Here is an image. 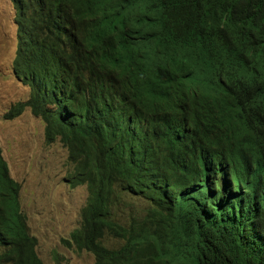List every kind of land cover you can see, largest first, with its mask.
Returning <instances> with one entry per match:
<instances>
[{"label":"trees","instance_id":"1","mask_svg":"<svg viewBox=\"0 0 264 264\" xmlns=\"http://www.w3.org/2000/svg\"><path fill=\"white\" fill-rule=\"evenodd\" d=\"M16 7L20 27L13 70L31 94L4 117L14 119L30 107L46 122L47 141L61 138L69 148L68 182L89 191L80 226L61 241L92 253L95 264H264V151L224 197L212 199L199 185L189 188L192 155L168 137L182 120L178 113L128 105L130 97L122 92L116 96L121 106L110 104L64 53L70 49L48 39L56 25L28 30L33 18ZM129 19L152 27L167 52L190 62L223 51L264 55V0H60L50 14L52 22L86 30ZM216 41L227 45L217 47ZM259 78L251 83L264 86ZM86 90L101 108V120L54 117V110L63 108L77 115L76 94ZM231 105L230 98L208 105L190 131L226 123ZM135 134L145 136L132 138ZM2 152L0 145V264H44L21 210L20 185L10 177ZM251 236L261 243L250 246Z\"/></svg>","mask_w":264,"mask_h":264},{"label":"clouds","instance_id":"2","mask_svg":"<svg viewBox=\"0 0 264 264\" xmlns=\"http://www.w3.org/2000/svg\"><path fill=\"white\" fill-rule=\"evenodd\" d=\"M59 1L12 0L18 35L20 18L17 19L16 5L23 7L34 20L28 30L56 25L47 33L48 39L70 49L64 53L72 56V62L92 78L95 88L102 91L107 102L121 106L122 98L116 96L122 92L130 97L128 105L148 111L160 109L178 113L182 120L168 137L178 139L192 155L193 174L189 188L199 185L212 197H224L260 163L261 151H264V86L253 85L251 80L258 75L264 78V55L223 51L201 63L190 62L167 52L160 34L133 19L93 30L52 22L50 14L59 6ZM216 43L217 47L227 45ZM76 96L77 102H81L77 115L63 108L54 110L56 119L75 115L80 123L101 120L102 110L89 101L87 90ZM227 98L232 99V106L226 123L203 127L195 134L190 131L208 105ZM140 136L145 134H135L132 138ZM20 206L28 224L21 199ZM249 240L250 246L261 243L258 236H251Z\"/></svg>","mask_w":264,"mask_h":264},{"label":"rangeland","instance_id":"3","mask_svg":"<svg viewBox=\"0 0 264 264\" xmlns=\"http://www.w3.org/2000/svg\"><path fill=\"white\" fill-rule=\"evenodd\" d=\"M19 43L12 0H0V145L10 176L20 184V199L36 249L44 264H95L86 250L67 247L61 238L79 227L89 191L67 179L69 149L60 140L48 143L46 122L30 107L14 119L5 113L27 102L30 87L14 73ZM109 244V242H107ZM116 244V242H114Z\"/></svg>","mask_w":264,"mask_h":264},{"label":"bare ground","instance_id":"4","mask_svg":"<svg viewBox=\"0 0 264 264\" xmlns=\"http://www.w3.org/2000/svg\"><path fill=\"white\" fill-rule=\"evenodd\" d=\"M63 21H64V20H63ZM35 29H36V28H35ZM30 35H31V34H30ZM26 41H29V40H26ZM26 43H27V42H26ZM26 46H27V45H25V47H26ZM22 47H23V46H22ZM25 47H24V48H25ZM22 56H23V55H22ZM29 56H30V55H29ZM30 57H31V56H30ZM24 58H25V57H24ZM197 63H198V62H197ZM199 63H201V61H199ZM62 73H63V72H62ZM69 75H70V74H69ZM64 76H65V75H64ZM61 77H63V76H61ZM61 79H62V78H61ZM34 80H35V79H34ZM53 90H54V89H53ZM52 96H53V95H52ZM125 97H126V96H125ZM231 106H232V105H231ZM158 134H159V133H158ZM160 134H161V133H160ZM163 136H164V135H163ZM163 136H162V138H163ZM165 138H166V137H165ZM165 141H166V140H165ZM165 141H164V142H165ZM165 144H166V143H165ZM166 146H167V145H166ZM163 148H164V147H163ZM166 148H167V147H166ZM164 149H165V148H164ZM185 152H186V151H185ZM182 155H183V154H182ZM188 156H189V155H188ZM182 159H183V158H182ZM179 161H180V160H179ZM131 162H132V161H131ZM146 162H147V160H146ZM151 163H152V162H151ZM133 165H134V164H133ZM146 165H147V164H146ZM134 166H135V165H134ZM157 167H158V166H157ZM133 168H134V167H133ZM165 168H167V167L165 166ZM145 169H146V168H145ZM145 169H144V170H145ZM147 169H148V168H147ZM154 172H155V171H154ZM137 173H138V172H137ZM247 174H248V173H247ZM164 176H165V175H164ZM247 176H248V175H247ZM247 176H246V177H247ZM147 177H148V176H147ZM147 177H146V178H147ZM253 177H254V175H253ZM253 177H252V178H253ZM256 177H258V176H256ZM248 178H249V177H248ZM186 179H188V178H186ZM249 179H251V176H250ZM256 179H257V178H256ZM189 180H191V179H189ZM189 180H188V181H189ZM245 180H246V179H245ZM243 181H244V180H243ZM182 182H183V181H182ZM247 182H248V181H247ZM262 182H263V181H262ZM164 183H165V182H164ZM166 183H167V182H166ZM185 183H186V182H185ZM263 183H264V182H263ZM245 184H246V183H245ZM245 184H244V185H245ZM257 184H258V183H257ZM257 184H256V185H257ZM249 185H250V184H249ZM253 185H254V184H253ZM262 185H263V184H262ZM254 186H255V185H254ZM259 186H260V185H259ZM263 187H264V185H263ZM255 188H256V187H255ZM255 188H254V189H255ZM263 189H264V188H263ZM256 192H257V191H256ZM260 193H261V192H260ZM262 193H263V192H262ZM262 193H261V195H262ZM136 198H137V197H136ZM142 199H144V198H142ZM212 199H213V197H212ZM145 200H146V199H145ZM142 201H143V200H142ZM133 202H134V199H133ZM151 202H152V201H151ZM115 203H116V202H115ZM144 204H145V203H144ZM146 204H148V202H147ZM149 205H150V204H149ZM152 205H153V203H152ZM150 207H151V206H150ZM124 211H125V210H124ZM121 212H122V210H121ZM116 213H117V211H116ZM119 214H120V213H119ZM115 216H116V215H115ZM115 216H114V217H115ZM132 217H133V216H132ZM119 219H120V217H119ZM135 219H136V218H135ZM115 220H118V217H117V219H115ZM132 220H133V219H132ZM138 221H141V220H138ZM138 221H136V222H138ZM124 222H125V221H124ZM122 223H123V222H122ZM132 223H133V222H132ZM132 223H131V224H132ZM115 224H117V223H115ZM128 224H129V223H128ZM170 224H171V223H170ZM120 225H121L120 227H122V225H124V223H123V224H120ZM125 226H126V225H125ZM125 226H123V227L125 228ZM115 227H117V225H116ZM115 227H114V228H115ZM126 227H127V226H126ZM138 227H139V226H138ZM114 235H115V234H114ZM119 241H120V240H119ZM121 244H122V243H121ZM73 246H74V245H73ZM123 246H125V245H123ZM111 247H114V246H111ZM111 247H110V248H111ZM117 247H118V246H117ZM75 249H76V248H75ZM121 249H122V248H121ZM84 250H85V249H84ZM86 251H87V250H86Z\"/></svg>","mask_w":264,"mask_h":264}]
</instances>
